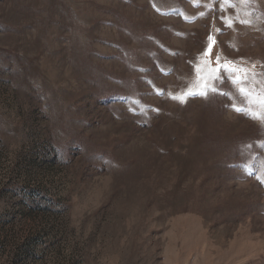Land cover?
I'll return each instance as SVG.
<instances>
[{"label":"rangeland","instance_id":"rangeland-1","mask_svg":"<svg viewBox=\"0 0 264 264\" xmlns=\"http://www.w3.org/2000/svg\"><path fill=\"white\" fill-rule=\"evenodd\" d=\"M216 57L264 73V0H0V264H264V105L179 102Z\"/></svg>","mask_w":264,"mask_h":264},{"label":"snow or ice","instance_id":"snow-or-ice-1","mask_svg":"<svg viewBox=\"0 0 264 264\" xmlns=\"http://www.w3.org/2000/svg\"><path fill=\"white\" fill-rule=\"evenodd\" d=\"M222 3H229V0H221ZM244 2H249V0H244ZM226 27H231V23H226ZM219 31V30H218ZM215 44L214 38L209 35V46L205 50L204 55L209 59L205 61L206 66H210L212 63L211 55L212 48ZM233 62H221L219 57H216L215 64L216 67L211 69L210 75L206 78H201L202 83L200 89L196 91H188L182 93L179 102L187 103L189 98L201 97L207 98L209 92L217 93L218 88L217 85L223 81L228 80L230 83L236 85L238 87L239 93L244 97L246 101H250L253 103H259L264 105V93H260L251 86L252 80L258 79L261 76H264V73L257 74L253 71H250L247 67L242 65H236L235 67H229V64ZM254 67V66H253ZM196 71L199 75L200 67L196 66ZM226 95V93H224ZM173 99H177V97H172ZM234 110L238 113L244 114L245 110L241 107L233 106Z\"/></svg>","mask_w":264,"mask_h":264}]
</instances>
